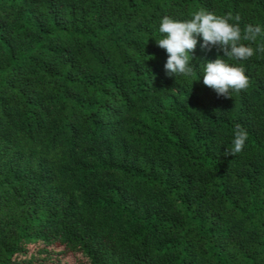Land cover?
<instances>
[{
    "label": "trees",
    "instance_id": "1",
    "mask_svg": "<svg viewBox=\"0 0 264 264\" xmlns=\"http://www.w3.org/2000/svg\"><path fill=\"white\" fill-rule=\"evenodd\" d=\"M201 9L264 26V0H0V264H264V52L226 58L230 98L154 40Z\"/></svg>",
    "mask_w": 264,
    "mask_h": 264
},
{
    "label": "clouds",
    "instance_id": "2",
    "mask_svg": "<svg viewBox=\"0 0 264 264\" xmlns=\"http://www.w3.org/2000/svg\"><path fill=\"white\" fill-rule=\"evenodd\" d=\"M235 21V22H232ZM240 16L227 14L219 16L206 10H197L189 19H174L162 16L156 32L158 38L154 39L158 47L166 50L167 56L163 65L166 75L177 78H190L198 71V79H202L205 86L211 88L217 96L230 97L232 93L244 90L249 85L248 76L244 67L228 62L244 61L255 53L264 52V46L253 48L242 41L253 42L264 33L262 25H248L243 32L239 25ZM201 47L211 51L217 47L223 56L214 60L204 59L199 67L193 65L192 52L198 40ZM247 140V132L241 125L233 128L231 148L226 149L227 154L235 155L241 152Z\"/></svg>",
    "mask_w": 264,
    "mask_h": 264
}]
</instances>
